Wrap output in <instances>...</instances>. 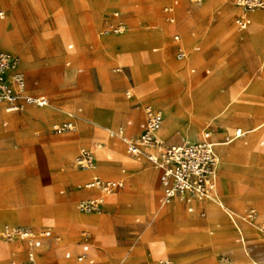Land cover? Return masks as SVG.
<instances>
[{
	"label": "rangeland",
	"instance_id": "obj_1",
	"mask_svg": "<svg viewBox=\"0 0 264 264\" xmlns=\"http://www.w3.org/2000/svg\"><path fill=\"white\" fill-rule=\"evenodd\" d=\"M171 1L0 2V12H6L3 18L0 16V21L14 50L7 48L2 39L0 44L17 54L20 68L29 80H39L41 91L51 100L48 107H53L56 112L50 122L29 121L26 113L39 109L2 115L0 108V126L6 131V135L4 130L0 132V247H4L0 249V264H11L14 257L21 255L13 254L18 248L1 235L2 226L9 223L27 225L40 231L51 230L52 237L44 246L46 256L55 249H50L48 242H59L56 252L59 259L51 264H87L65 257L69 251L79 252L84 242L90 245L96 264H156L151 260V256H156L155 246H160L161 253L164 250L169 252L176 264H254V257L259 264H264V145L260 144L264 141V127L237 143L231 137L236 128L249 129L263 122L264 111L252 108L243 116L231 117L224 123L218 118H206L204 110L195 113L192 109L190 119L193 127H198L195 134L184 133L180 125L174 136L168 137L165 135L166 123L158 131L164 140L168 139V143H179L182 134L187 139H200L208 126L215 127V131L223 127L230 131L229 141L225 137L222 138L225 140L217 141L224 147L218 149L222 158L218 180V205L221 207L214 221H208L211 215L208 208L190 213L182 206L181 217L159 215L158 208L169 204L161 205L158 201V174L154 191L156 206L152 201L150 183L146 184L145 177L148 172L151 178L155 171L152 165L143 157L142 161H131L125 146L120 142L115 144L105 129L118 130L130 119L137 123L135 101L127 97L126 91L146 80H155L154 93L160 97V106L166 112L168 104L176 103L174 112L180 124L190 110L177 101L187 96L196 97L201 82H209L210 94L216 99L225 97L228 92H243L247 88L244 95L252 81L264 83V24L255 27L253 19L254 14L264 15V9L253 11L252 23L240 31L233 18L236 0H203L199 4L179 0L174 21L168 19L163 11ZM206 2L212 3L206 5ZM117 9L127 12L128 27L121 34L105 33L104 20ZM97 14L95 25L93 17ZM79 19L88 22L84 27L90 31L82 44ZM31 24L35 27L32 28ZM175 27L183 35L189 36L192 31L196 33L197 42L201 45L199 54H190L191 57L188 54L190 59L187 57L182 62L175 59L173 48L168 51V46H172L168 39H172ZM253 36L257 38L253 40ZM119 38L128 46H112V40ZM155 39L161 40L164 49L161 47L160 51L153 52L154 47L160 46ZM69 44H74V47L69 49ZM50 46L57 53H53ZM69 60L71 65L67 66ZM55 62L59 78L50 74ZM128 62L126 71L118 73L114 70L119 64ZM192 63H197L193 73ZM81 68L83 71L79 72ZM206 69L210 72L207 73ZM263 89H258V92ZM260 97L264 100V92ZM258 102L249 104L258 106ZM233 107L234 104L228 111ZM80 108L82 112L78 111ZM78 114L88 120L76 117L75 130H53L54 123L73 119ZM6 120L9 122L4 127ZM87 127L91 130L85 131ZM232 147L236 151L251 148L253 155L228 161L225 154L234 151ZM81 148H87L96 155L99 173L104 178L118 179L122 169L134 168L126 174L131 178L125 187L109 200L106 196L111 206L101 213H85L76 208L80 200L100 195L97 190L85 189L87 174L74 163V157ZM69 170L76 172L80 179L67 183L48 180L51 175L57 176ZM229 184L256 195L248 199L238 197L235 201L227 199L225 186ZM61 189L66 192L61 194ZM146 190L150 194L144 201L151 209H145L138 201ZM211 201L210 197L204 199L205 203ZM55 205H65L72 212L59 214L53 210ZM247 209L254 210L253 221L246 218ZM72 213L87 217L93 223L79 224L69 220ZM16 219L24 222H16ZM197 221L202 224L197 225ZM252 224H255L253 234L248 237L245 226ZM251 249L255 254L250 256ZM38 260L43 264L44 261L50 263L52 258L38 256Z\"/></svg>",
	"mask_w": 264,
	"mask_h": 264
},
{
	"label": "built area",
	"instance_id": "obj_2",
	"mask_svg": "<svg viewBox=\"0 0 264 264\" xmlns=\"http://www.w3.org/2000/svg\"><path fill=\"white\" fill-rule=\"evenodd\" d=\"M203 0H191L201 3ZM238 14L235 18L237 27L246 29L250 23V14L258 9H264V0H236ZM168 8L167 10H169ZM115 17L119 16L116 12ZM126 30V25L120 21L110 24L106 33H121ZM179 40V36H175ZM187 52L179 48L178 59H184ZM123 71V68H117ZM130 95V93H127ZM0 104H6L8 111H21L28 106L45 107L49 99L45 96H35L27 92V80L20 69V58L2 48L0 44ZM165 116L161 110L151 105L145 107V119L141 122V133L136 138L127 136L124 128L111 130V137H120L127 145L130 155L138 157L144 154V148H155V151L145 155L149 162L160 170V183L162 204H170L176 200L192 204L196 200H203L215 194L217 188V174L220 164L219 156L215 151V143L211 140L210 132L198 142H184L179 145H166L158 135L162 128ZM75 128L72 122L54 125V130L64 132ZM75 164L81 170H93L97 167L93 152L81 148L75 157ZM124 186L122 181L106 180L94 175L86 184L88 189L97 188L105 194L116 193ZM103 198H89L79 201L77 207L85 213H100ZM193 211L192 206L189 207ZM249 221L255 219V212L250 209L246 212ZM1 235L6 241L21 240L27 242L29 248L26 260L20 264H38V251L43 247L44 239L50 238L49 229L36 231L28 226L6 224L1 229ZM81 252L76 256L77 261L94 263L90 256V245L82 243ZM66 258L73 257L71 252L66 253ZM123 264V263H120ZM158 264H175L170 258H160Z\"/></svg>",
	"mask_w": 264,
	"mask_h": 264
},
{
	"label": "crops",
	"instance_id": "obj_3",
	"mask_svg": "<svg viewBox=\"0 0 264 264\" xmlns=\"http://www.w3.org/2000/svg\"><path fill=\"white\" fill-rule=\"evenodd\" d=\"M98 1V3L99 2H101L102 0H97ZM103 1H105V0H103ZM0 2H2V0H0ZM190 2H191V0H190ZM209 3H212V2H206V5L207 4H209ZM205 5V6H206ZM235 13H234V16H233V18H234V24H235V26H236V28L238 29V30H240V31H242L241 29H239L238 27H237V25H236V23H235V18H236V16H237V14H238V8H237V5H236V1H235ZM179 6H180V4H179V0H173V1H171L170 3H168V4H166L165 6H164V8H163V11H164V13L167 15V18L168 19H170L171 21H174L175 20V15H176V10L179 8ZM96 8V7H95ZM168 8H170L169 10H167ZM199 9H203V8H200V7H198ZM97 9V8H96ZM258 10H262V9H258ZM189 11H190V9H189ZM116 12H118L119 13V16L118 17H115V13ZM5 11H1L0 12V16L3 18L4 16H5ZM253 13V12H252ZM252 13L250 14V19H251V23H252ZM126 14H127V12H124L123 10H121V9H117V10H114L113 12H111L110 14H109V16H107L106 18H105V20H104V29H103V31L106 33V30L109 28V26H110V24H115V23H118V22H120V21H122L125 25H126V29H127V27H128V23H127V20H126ZM99 14H97V15H94V17H93V20H94V23H95V25L97 24V20H98V16ZM80 20V19H79ZM250 23V24H251ZM80 24H81V30H82V42H81V44L83 43V41H84V39H85V37H86V35L88 34L87 32L89 31V29H85V27L84 26H86V25H88V22H82V20H80ZM31 26H33L32 24H31ZM250 26V25H249ZM248 26V27H249ZM9 27H10V21H9ZM35 26H33L32 28H34ZM247 27V28H248ZM154 28H156V26L154 27ZM246 28V29H247ZM175 29H176V31H175V33H174V35L172 36V39H168V38H166V35H165V38L166 39H168V41H170V44H172V46L170 47V48H173V52H174V57H175V59L178 61V62H182V61H184V60H186L187 59V57H188V53L189 54H199V52L201 51V45L197 42V38H196V33L194 32V31H192L191 33H190V35L189 36H187V35H183L182 34V32L177 28V27H175ZM243 30H245V29H243ZM90 32V31H89ZM125 32V31H124ZM159 32L161 33V34H165L164 33V31H161V30H159ZM121 33H123V32H121ZM120 33V34H121ZM55 34V32L52 34V37L50 38V39H52L53 38V35ZM175 36H179V40H176L175 39ZM154 39V38H153ZM156 40V39H155ZM156 42L157 43H160L159 45V47H154L153 48V52H158V51H160L161 50V47H162V49H164V45L162 46L161 44V40L160 39H158V40H156ZM2 46V45H1ZM51 47V46H50ZM68 47H69V49H72L73 47H74V44H69L68 45ZM2 48H3V46H2ZM6 47H4L3 49L4 50H6V51H9V52H11V53H13V54H16L15 52H12V51H10V50H8L7 48L5 49ZM179 48H183L186 52H187V56L184 58V59H178L177 58V52H178V49ZM51 49H52V52L53 53H57V50L56 49H54L53 47H51ZM170 50V49H169ZM168 50V51H169ZM165 51V50H164ZM17 55V54H16ZM55 56H56V54H55ZM53 60V59H52ZM51 60V61H52ZM197 63H192V68H191V71H192V73L193 72H195L196 71V67H195V65H196ZM66 65L67 66H70L71 65V60H69V61H67L66 62ZM117 68H123V71H118L117 70ZM129 68V62L128 63H123V64H119L118 66H116L115 68H114V70L116 71V72H118V73H122V72H124V71H126L127 69ZM21 69V68H20ZM22 71H23V69H21ZM83 71V69L81 68V69H79V72H82ZM206 72L207 73H209L210 72V69H206ZM24 74H25V72H24ZM25 76H26V74H25ZM26 80H27V92L29 93V94H31V95H35V96H45V97H47L48 99H49V105H47V106H45V107H48V106H50L51 105V100H50V98L46 95V94H44L41 90V86H40V83H39V80L38 79H33V80H29L28 78H27V76H26ZM187 83V82H186ZM252 84V86L250 87V86H248L249 87V90L243 95V92L247 89V88H245L244 90H243V92H242V98H241V100L239 101V102H241V101H245L246 103L245 104H249V103H252V101H259L258 102V106H250V104L247 106V105H240L239 104V102L238 103H235L234 104V107H233V109L231 110L232 112H231V114H229V116H227V117H223V118H221V121H223L224 123L226 122V121H228L232 116L233 117H237L238 115H239V117H240V115L242 116V115H244L245 113H246V111H249V110H251L252 108H258V109H260V110H262V111H264V100L263 99H261V97H260V95L264 92V89L261 91V92H258V88L260 89V88H263L264 87V83L263 82H261V81H252L251 83H250V85ZM155 80H146V81H144V82H142L141 84H138V85H136V86H133L132 85V87L130 88V89H128L127 91H126V95H127V97L128 98H130V99H132V100H134L135 101V103H134V106H135V108H136V110H137V113H136V118H137V123L136 122H134L135 120L134 119H130V120H128L127 122H126V125L124 126V127H122V128H124L125 129V131H126V134H127V136H129V137H131V138H136L137 136H139V134L141 133V127H140V124H141V122H143V120L145 119V107L146 106H148V105H151V106H153L154 108H156V109H158V110H161L162 112H163V114H164V116H165V120H164V123H163V125H162V127L164 126V124L168 121V119H169V115H168V113L166 112V110L163 108V107H161L160 106V97L156 94V93H154V90H155ZM256 87V88H255ZM130 93V95H128L127 93ZM231 95H232V92H228V94H227V96H225L224 98H222V99H224V101H228L229 99H230V97H231ZM250 100H252V101H250ZM237 104V105H236ZM45 107H36V106H28V107H26L24 110H21V111H8L7 110V106H6V104H0V108L2 109V115H3V113H6V114H14V113H19V112H25V111H29V110H31V109H33V108H36V109H41V108H45ZM235 110H237V111H235ZM243 110V111H242ZM27 111V112H28ZM79 112H82V108H80L79 110H78ZM197 113H200V112H197ZM236 114V115H235ZM54 116H51V117H49V119H48V121L50 122V120H51V118H53ZM76 117H78V118H82L79 114L78 115H76V116H74L73 117V119H69V120H67V121H64V122H62V123H66V122H72L73 124H74V126H75V128L73 129V130H75L76 129V127H77V123H78V121H77V119L78 118H76ZM82 119H84V120H88V119H85V118H82ZM26 120V119H25ZM264 120V119H263ZM220 121V122H221ZM262 121V120H261ZM8 120H6V121H4L3 122V126L4 127H6L7 125H8ZM62 123H59V122H57V123H54V125H56V124H62ZM54 125H53V130H54ZM254 126V125H253ZM2 130H4L2 127H0ZM88 128V127H87ZM84 128V130L85 131H89V130H91V128ZM249 128H251V127H249ZM1 129H0V131H1ZM106 130H107V132H108V137L110 138V139H113L114 141H115V144H117V142H120V143H122L124 146H125V150H126V154H127V156L130 158V160L131 161H142V157L143 158H145L146 160H148L147 159V157H146V153L147 152H151V151H155L156 149L155 148H144V154H142V155H140V156H138V157H134V156H132V155H130L129 153H128V151H127V145H126V143L120 138V137H118V136H116V137H111L110 135H109V132L111 131V130H114V129H111L110 127H106L105 128ZM237 129H242L243 130V132H242V134L240 135V136H237V134L236 135H234L235 134V131L237 130ZM245 129H247V128H241V127H239V128H236L235 129V131L233 132V134H231V137H232V141H236V143L238 142V141H240V140H245L248 136H252V135H254V134H257V133H253V134H250L249 132H247V131H245ZM216 130V128L215 127H207V128H205L204 129V133H203V135H202V137L200 138V139H197V137H195V140L194 141H187V140H193V139H186V137H183V134H182V139H181V141L179 142V143H168V139L167 140H164V138L160 135V133L158 132V135H159V137L162 139V141L166 144V145H179V144H182V143H184V142H198V141H201L203 138H204V135H205V133L206 132H210V137H211V140L215 143V151H216V153H217V155L219 156V159H220V164H219V167H218V174H217V188H216V192H215V194L214 195H216V194H218V180H219V171H220V168H221V163H222V158H221V155H220V153L218 152V149L219 148H221V146L222 147H224V145H219L218 144V140L220 141V140H225L226 139V141H229L227 138H228V136H230V134H229V132L230 131H228V129L226 128V127H223V129L222 130H217V131H215ZM55 131V130H54ZM114 131H116V130H114ZM4 132H5V135H6V131L4 130ZM180 132V131H179ZM174 136V135H173ZM172 136V137H173ZM1 137V136H0ZM223 137H225V139H222ZM221 138V139H220ZM247 143V142H246ZM261 145H264V141H261V143H260ZM99 146H101V145H99ZM248 150L249 149H251V148H247ZM79 152V151H78ZM77 152V153H78ZM77 155V154H76ZM94 156H95V158H96V155L94 154ZM76 157V156H75ZM75 157H74V163H75ZM133 159H138L139 157V159L138 160H133ZM225 157H226V159L228 160V161H230V160H235V158H238V157H227V155L225 154ZM96 162H97V167L95 168V169H93V170H81V169H79V170H81L82 172H86L87 173V180H86V182H85V184L94 176V175H98V176H100L101 178H103V179H106V180H118V181H122L123 183H124V186L122 187V188H120L116 193H118L121 189H123L124 187H125V184H126V182L129 180V178H131V177H127L126 176V174H128L129 173V171L130 170H132V169H134V168H124V169H122L121 170V177L120 178H118V179H108V178H104L103 176H101V174L99 173V170H98V160H97V158H96ZM148 162H149V160H148ZM150 163V162H149ZM151 164V163H150ZM152 165V164H151ZM152 167H153V169L155 170L153 173H154V179L153 180H150V178H149V174H148V172L146 173V175H145V177H146V184L147 183H153V184H158V183H156V174H158V182H159V184H158V186H159V188H158V191H157V193H158V201H159V203H161V201H160V198H161V196H162V188H161V183H160V170L159 169H157L156 167H154L153 165H152ZM156 168V169H155ZM151 172V171H150ZM263 172V171H262ZM78 179H80L79 178V175L76 173V172H74V171H72V170H69V171H67V172H65V173H61V174H59V175H57V176H52L51 175V179H48V180H51V181H56V183H62V182H65V183H67V182H70V181H76V180H78ZM262 184H264V182L262 183ZM85 189L86 190H97V191H99L100 192V195L99 196H96V197H90V198H103V200H104V203H103V206H102V211H106V207L107 206H111V205H109L108 204V200L109 199H111V196H108V195H111V194H116V193H111V194H105V193H103L101 190H99V189H97V188H92V189H88V188H86L85 187ZM66 192V190L65 189H61L60 190V193L61 194H64ZM149 191L148 190H146V192H145V194L140 198V199H138V201H139V203L140 204H142L143 206H144V208L145 209H151V208H149V206L148 205H146L147 203H145V201L144 200H146L147 198H148V196H149ZM106 196H108V200L106 199ZM71 197V195L70 196H68V198H70ZM87 199H89V198H87ZM81 201V200H80ZM176 202H178V204H180L181 206H185L186 208H187V210L190 212V213H193V212H195V211H197V210H199V209H204V208H208V210H209V212L210 211H212L213 212V214L212 215H209V218H208V221H214V220H216L217 218H218V215H219V213H220V205H218V204H214L213 202H208V203H205L204 201H202V200H196V201H194L192 204H187V203H185V202H181V201H178V200H176V201H174V202H172V203H170L169 205H173V204H175ZM199 202V203H198ZM79 203V202H78ZM77 203V204H78ZM229 204H231L230 202H228ZM161 205H164V204H162L161 203ZM53 206V205H52ZM190 206H192L193 208H194V210L193 211H190L189 210V207ZM76 208L78 209V207H77V205H76ZM54 211H56L57 213H59V214H65V215H67L68 213H70V212H72V210L71 209H69V208H67L65 205L64 206H60V205H55L54 206V209H53ZM79 210V209H78ZM248 210H250V209H247V211ZM101 213V212H100ZM70 215H75L74 213H72V214H70ZM169 216V215H168ZM139 220V219H138ZM10 225H18V224H11V223H9ZM200 224H202L201 222H199V221H197V225H200ZM6 225V224H5ZM4 226V225H3ZM2 226V227H3ZM20 226H27V225H20ZM28 227H30V226H28ZM31 228H33V227H31ZM2 229V228H1ZM34 230H36V231H40L39 229H35V228H33ZM46 230V229H45ZM249 232L251 231V233L250 234H248V237H250L252 234H253V228L252 227H250L249 229ZM52 232V231H51ZM164 234V233H163ZM163 236H165V235H163ZM52 237V236H51ZM50 237V238H51ZM50 238H47V239H44V243H43V247L41 248V249H39V251H38V256L39 257H42V256H44V257H50V258H52V261L50 262V263H48L47 262V264H51L52 262H54V261H57L58 259H59V254L57 255V249L59 248L58 247V240H53L54 241V244L53 243H51V242H48V244H49V248L51 249V247L52 248H55L54 249V252L51 254V255H48V256H46V252H47V249H44V246H45V243H47V240H49ZM241 238H242V236H241ZM7 242H9V243H13V244H15V246H16V248H18V249H16L14 252H13V254H17V253H21V255H18V256H16V257H14V259L12 260V262H11V264H20L21 262H23V261H25L26 260V257H27V252H28V248H29V246H28V244H27V242H25V241H21V240H15V241H7ZM48 248V249H49ZM81 248H82V246H81ZM0 249H4V247H0ZM70 252V251H69ZM81 252V249H80V251L79 252H77L76 254H74V253H72L73 254V257L72 258H70L69 260H73V259H75L76 261H77V259H76V256L79 254ZM249 254H250V256L251 255H253V254H255V251H253L252 249L250 250V252H249ZM66 255V254H65ZM90 256L94 259V263H92V264H96V260H95V257L93 256V254L91 253V250H90ZM255 256V255H254ZM66 257V256H65ZM38 258V257H37ZM160 258H170V259H172L173 261H174V263H175V260H174V258L171 256V254L169 253V252H167L166 250H164L163 251V253H157L156 254V256L155 257H152L151 256V260H152V263L153 262H156V264H158V261H159V259ZM253 258V257H252ZM66 259H68V258H66ZM77 262H79V261H77ZM79 263H87V264H91V263H89L88 261H85V262H79ZM253 263L254 264H259L260 262L258 261V260H255V257L253 258ZM38 264H40L39 263V260H38ZM176 264V263H175Z\"/></svg>",
	"mask_w": 264,
	"mask_h": 264
},
{
	"label": "bare ground",
	"instance_id": "obj_4",
	"mask_svg": "<svg viewBox=\"0 0 264 264\" xmlns=\"http://www.w3.org/2000/svg\"><path fill=\"white\" fill-rule=\"evenodd\" d=\"M253 19H254V26L255 27L258 26V25H260V24H264V15L254 14L253 15ZM2 32H4V30H3V24L0 21V39H2L3 43L6 45L7 48H9L10 50H14V48L12 47V45L7 41L6 32H4V33H2ZM256 38H257V36L256 37L255 36L252 37L253 40L256 39ZM112 42H111L112 43V46H116V47L128 46V43H126L121 38L112 40ZM170 47L171 46H168V50L170 49ZM191 56L192 55H190V57ZM190 57H188V59H190ZM56 63L57 62H55L54 65H53V67H51L50 74L54 78H59V76H58L59 72H58L57 64ZM30 68L31 69H34L35 71L37 70L33 66H31ZM42 86H45V84H43ZM209 87H210L209 82H201L198 85V87H197V90H198L197 96L194 93L196 97L190 98L189 96H187L186 98L179 99L177 101V103L179 105L181 104L185 108L188 107L189 110H190L189 113H188V115L186 116L185 120L181 124H180V121L178 120V116L175 115V112H174V110H175L174 105L176 106V103H173V104L170 103V105L168 104V107H167L168 108V111H167V113L169 115V119L166 122V131H165L166 133H165V135H167L168 137L174 135L175 132L177 131V129H179L180 125L182 126L181 128H182V131L184 133H186V134H195L197 132V128L198 127L197 128L196 127H193L194 126L193 120L190 119V115L192 113V109L194 110L195 113L201 112V110H204V114L203 115L206 118H212L213 117V119H217L218 118V119L221 120V118L227 117V116H229V114H231L232 111L231 110L228 111L229 107L231 105L237 103L239 100H241L240 98H241L242 92H236V93L232 92V95H231V97H230V99L228 101H224V99H222V98H219V99L212 98V95L210 94V91H209ZM193 89H195V88H193ZM185 95H188V94H185ZM185 95H184V97H185ZM239 104H241V103H239ZM192 105L194 107H192ZM52 108L53 107H45L43 109H39V110H36V111H30V112L26 113L25 117L29 121H38V120L39 121H48L49 117L54 116L55 110L52 109ZM235 111H237V110H235ZM262 127H264V121L263 122H259V123L255 124V126L247 129V132L254 133L255 131L261 129ZM0 132L2 133L3 130L1 129ZM242 132H243L242 129L241 130L240 129H237L235 131V134L234 135L237 134V136H240L242 134ZM187 141H194V139L193 140H187ZM232 149H233V147H232ZM235 149H237V148H235ZM242 149H243V151H236V150L233 149L234 151L227 152L226 155H227V157H234V158L235 157H239V156H241V157L246 156V157H249L250 158L253 155V151L251 152L252 149H249V150L248 149H244V148H242ZM138 159H133V160H138ZM150 176H151L150 180H153L154 179V173H151ZM150 186H151V189L150 190L152 191V201L156 205L155 197H154V195H155V192L154 191L156 189L157 184H153V183L151 184L150 183ZM255 195H256V193L251 192V191H247V190H245V189H243V188H241V187H239L238 185H235V184H229V185L225 186V195L224 196H226L227 199H231L233 201H235L236 199H238V197H244L245 199H248V198L253 197ZM108 196L113 197L114 195L111 194V195H108ZM210 198L212 200L211 202H213L214 204H218L220 202L219 199H218L219 198V194L212 195V196H210ZM202 201H204V199ZM181 210H182V206L180 204H178V202H177V203H175L173 205H169V206H166V207H163V208H158V212H159L158 214L161 215V216L162 215H164V216L165 215H172V216H176V217H181L182 216ZM210 214L212 215L213 212L210 211ZM93 218H94V216H93ZM69 220L76 221L79 224H92L93 223L92 222L93 220H90L87 217H84V216H82L80 214L69 215ZM15 221L16 222L17 221L18 222H24V221H22L20 219H16ZM251 223H254V222H251ZM253 225H255V224L246 225L245 226L248 234L251 233V231L249 232L248 229L250 227L253 228ZM154 252H155V254H157V253L160 254L161 253L160 246H155L154 247ZM42 263L43 264H46L47 262L45 263V261H44Z\"/></svg>",
	"mask_w": 264,
	"mask_h": 264
}]
</instances>
